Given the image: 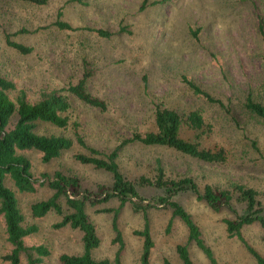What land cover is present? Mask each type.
<instances>
[{
    "label": "rangeland",
    "instance_id": "rangeland-1",
    "mask_svg": "<svg viewBox=\"0 0 264 264\" xmlns=\"http://www.w3.org/2000/svg\"><path fill=\"white\" fill-rule=\"evenodd\" d=\"M81 1L46 0L36 5L0 0V76L14 84L7 95L14 98L22 89L26 99L33 102L43 91L60 90L88 72L85 90L105 102L104 111L63 92L70 101L67 128L40 125L36 131L72 139L71 123L76 122L84 141L103 152L133 131L152 129V110L157 104L182 115L200 110L209 129L194 139L195 132L183 126L180 135L200 147L222 146L226 154L223 163L209 164L163 146L131 143L119 152V171L131 179L152 176L155 160H159L167 176H189L199 191L204 184L231 189L229 208L218 212L211 211L191 192L180 193L175 199L197 224L216 264H256L238 241L226 237L221 219L245 212L232 190L234 183L256 191L264 217V119L245 107L248 94L264 106V0H146L142 10L138 9L142 0ZM58 9L60 18L75 30L53 25ZM120 27L124 30L119 31ZM86 28L104 29L111 35L100 37ZM21 29L25 31L19 32ZM5 34L31 47V51L23 54L8 46ZM181 76L220 104L194 93ZM79 151L85 152L73 143L46 163L40 161L36 151L22 154L29 159L34 177L41 173L50 176L58 170L77 177L87 190L96 191L97 185L109 184L106 172L73 159ZM6 185L14 190L22 224L36 227L23 238V244H43L49 250L39 264H60V254L81 253L79 231L53 228L59 217L52 211L42 217L31 215L30 205L51 194L46 185H35L33 192H18L11 182ZM137 192L144 198L160 194L150 187H139ZM59 203L64 213L70 211L63 198ZM103 208L112 210L100 211ZM115 208H119L115 222L122 241L120 264H140L141 239L133 231L142 228L143 216L127 204L118 207L115 199L85 207L99 238L91 255L112 264L118 248L111 224ZM146 217L153 242L148 264H161L163 260L180 264L175 246L187 243L185 227L165 208L148 209ZM241 233L264 258V225L254 222L243 226ZM10 248L0 218V264H8L3 256ZM187 248L193 264H209L192 242ZM25 258L20 254L19 264H26Z\"/></svg>",
    "mask_w": 264,
    "mask_h": 264
},
{
    "label": "trees",
    "instance_id": "trees-1",
    "mask_svg": "<svg viewBox=\"0 0 264 264\" xmlns=\"http://www.w3.org/2000/svg\"><path fill=\"white\" fill-rule=\"evenodd\" d=\"M36 5H43L46 0H21ZM82 3L81 0H70ZM146 0H142L139 10H142ZM61 10L56 11V19L53 25L58 29L75 30L69 23L60 18ZM96 35L108 38L111 33L107 30L86 28ZM124 30L120 27L119 31ZM258 30L262 33V24L259 21ZM25 30H19L24 32ZM193 33V32H192ZM10 35L5 34V43L16 51L26 54L31 47L10 40ZM89 76L84 72L82 77L74 84H68L60 90L43 91L39 97L29 102L25 92L19 89L14 98H10L7 92L14 89V84L0 76V218L3 221L5 239L11 246L3 259L8 264H19L20 254H25L26 264H39L41 259L49 254L48 248L43 244L25 246L23 238L34 231L33 224L23 225V217L17 206L14 190L6 185L11 182L18 192H33L35 185H46L51 194L43 200L30 205V213L33 217H42L52 211L59 219L51 226L53 228L68 227L80 233L82 245L81 253L69 255L62 253L58 259L60 264H110L108 259L96 260L91 252L99 244V238L95 227L89 219L85 207L95 206L99 203L115 199L118 207L129 205L131 210L141 213L143 226L133 233L141 239V250L139 256L140 264H148L149 255L153 242L147 221V210L154 208H165L170 211L171 217L177 218L186 231L187 243L192 242L203 254L209 264H216V260L209 246L202 237L197 224L193 221L184 207L176 201L175 197L180 193L191 192L195 198L202 201L211 211L218 212L222 208H229L232 199V191L227 188H217L204 184L199 191L194 180L189 176L172 178L166 175L159 160H155L154 174L152 176L139 175L133 179L126 177L119 171L117 158L121 149L131 143L142 146H163L180 154L193 157L199 161L218 164L223 163L226 154L222 146L213 148L200 147L191 139L180 135L183 126L195 132L194 139L199 138L209 124L204 121L200 110H189L186 114H180L177 110L165 106L155 105L152 110L153 128L144 132L133 131L129 137L123 138L108 152L100 151L89 146L78 131V124L71 123L72 139L67 135L42 134L36 130L40 125L52 126L65 130L69 124L67 113L70 101L65 93L71 94L78 101L104 111L105 102L91 95L85 90L84 81ZM144 80V78H143ZM181 80L196 94L202 95L209 102L220 101L213 99L207 92L200 89L196 84L181 76ZM245 107L256 117L264 119V106L252 101L250 95L245 97ZM73 143L85 152H76L73 159L80 164L90 165L95 169L106 172L109 176V184L97 185L96 191L81 187L77 177L64 174L58 170L48 176L41 173L34 177L31 173L29 159L22 154L24 151H36L40 155L42 163L57 158L61 152L68 150ZM253 144V142H252ZM139 187H150L160 191V194L148 198L141 196L137 190ZM237 193L238 200L244 204L245 212L234 213L233 218L223 217L221 222L226 237L234 238L254 258L256 264H264V258L250 246L244 239L241 229L243 226L254 222L264 225V217L261 213L262 206L256 197V191L239 183L232 186ZM63 198L69 212H63L59 200ZM111 208H103L100 211H109ZM119 208L114 209L112 218L113 240L118 248L111 260L112 264H120L119 251L122 247L121 235L116 226V215ZM112 210V209H111ZM170 223H168L169 228ZM187 243L177 244L175 252L180 264H193L187 248ZM161 264H170L163 260Z\"/></svg>",
    "mask_w": 264,
    "mask_h": 264
}]
</instances>
